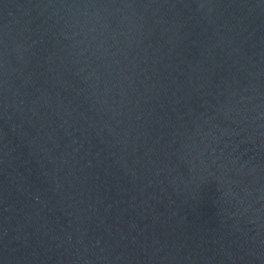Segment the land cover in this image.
<instances>
[{
  "label": "water",
  "instance_id": "water-1",
  "mask_svg": "<svg viewBox=\"0 0 264 264\" xmlns=\"http://www.w3.org/2000/svg\"><path fill=\"white\" fill-rule=\"evenodd\" d=\"M0 264H264V0H0Z\"/></svg>",
  "mask_w": 264,
  "mask_h": 264
}]
</instances>
